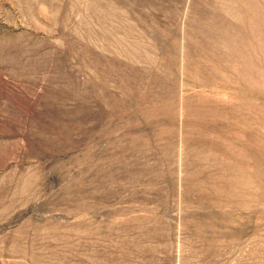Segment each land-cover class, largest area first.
Segmentation results:
<instances>
[{"label":"rangeland","instance_id":"374dc122","mask_svg":"<svg viewBox=\"0 0 264 264\" xmlns=\"http://www.w3.org/2000/svg\"><path fill=\"white\" fill-rule=\"evenodd\" d=\"M0 264H264V0H0Z\"/></svg>","mask_w":264,"mask_h":264}]
</instances>
